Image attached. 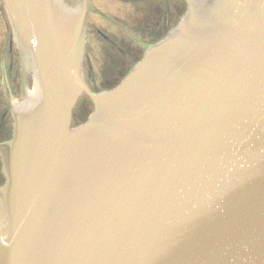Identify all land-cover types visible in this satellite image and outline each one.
I'll use <instances>...</instances> for the list:
<instances>
[{"label":"water","instance_id":"obj_1","mask_svg":"<svg viewBox=\"0 0 264 264\" xmlns=\"http://www.w3.org/2000/svg\"><path fill=\"white\" fill-rule=\"evenodd\" d=\"M78 1L3 0L20 59L0 264H264V0H186L98 94ZM84 93L95 109L72 127Z\"/></svg>","mask_w":264,"mask_h":264},{"label":"flooded vegetation","instance_id":"obj_2","mask_svg":"<svg viewBox=\"0 0 264 264\" xmlns=\"http://www.w3.org/2000/svg\"><path fill=\"white\" fill-rule=\"evenodd\" d=\"M119 5H115L116 9L122 10V14H117L111 25L107 26V29L102 27L97 29V32L103 35V38L116 45L119 50L124 53V57L120 60H115L114 68L108 73L104 72V68L110 59H102V67L100 64H96L95 59H93V46L91 47L92 36L95 35L96 30L91 29V9L88 13L87 19V46L86 55L84 60V73L86 79L89 81L94 79L96 90H104L112 88L120 83L126 75L131 71V69L136 65V63L142 59L145 51L153 44L157 43L165 36L168 35L170 30L175 26H170V17L172 16V10L169 3L165 0H137L138 3L133 0H114ZM130 5L132 7L129 13H123V4ZM140 7L142 9H140ZM173 11H174V6ZM106 11V10H105ZM107 12V11H106ZM178 12V11H177ZM184 10L181 8L178 12L179 21L183 16ZM109 13V12H108ZM175 14V12H173ZM178 24V21H177ZM107 30V31H106ZM107 32L110 34L108 35ZM142 38L149 35L152 40L146 42V40H139L138 43L141 46L137 49L136 46V35ZM141 39V38H140ZM104 43V42H103ZM138 51V53H137ZM105 55L102 53V57ZM110 58V57H109ZM99 66V69L95 70ZM106 80V82L104 81ZM99 82H105L100 83ZM109 83V84H106ZM103 85V87H100ZM101 88V89H100ZM13 135V122H12V134L7 137L8 140ZM4 141V140H3ZM1 142V141H0ZM5 182V181H4ZM3 182V183H4ZM2 182L0 185L3 184Z\"/></svg>","mask_w":264,"mask_h":264},{"label":"rangeland","instance_id":"obj_3","mask_svg":"<svg viewBox=\"0 0 264 264\" xmlns=\"http://www.w3.org/2000/svg\"><path fill=\"white\" fill-rule=\"evenodd\" d=\"M133 1L135 3L139 2L137 0ZM165 1L169 3L168 5H170L172 10V16L170 17L169 25L175 26L177 25V21L179 22V9L181 8V11H183L184 7H186V2L184 0ZM115 5H119V3H116L114 0H94L93 29L96 30V33L92 36V46L94 49L92 55L93 59H95L96 64H100L101 67L102 59H110L104 68L105 73H108L114 68L115 60H120L124 57V53H122L119 48L116 47V45H113L112 43L106 41L103 38V35L97 32V29L102 27L107 29V26L111 25L110 22H113L111 19H114V16H116L117 14H122V10L116 9ZM122 6L123 13L125 14L129 13L132 9L130 5H127L125 3ZM172 6H174V11ZM140 9L142 8L140 7ZM173 12H175V14ZM12 34L13 33L10 28L9 17L6 13L3 1L0 0V135L3 133V135L0 136V141L6 139L9 135L12 134L13 106L7 81H13L20 59L19 50ZM107 34L109 35L110 33L107 32ZM139 40H146V42H149L152 40V38L149 35H146L143 38L139 36V34L136 35L135 47H137V49L141 46V44L138 43ZM102 53L103 55H105L104 58L102 57ZM97 69H99V66L95 68V70ZM104 81L106 82V80ZM105 82H99V84H103ZM100 87H103V85H101ZM93 108L94 105L91 98L87 95L82 96L74 109L72 125L77 126L86 121L88 116L93 111ZM4 181L5 179L2 173V164L0 161V183H3Z\"/></svg>","mask_w":264,"mask_h":264},{"label":"bare ground","instance_id":"obj_4","mask_svg":"<svg viewBox=\"0 0 264 264\" xmlns=\"http://www.w3.org/2000/svg\"><path fill=\"white\" fill-rule=\"evenodd\" d=\"M3 135V133L0 135V136H2ZM13 136H14V132H13V135L8 139V140H6V139H4V141L3 140H1V142H7V141H9V140H11L12 138H13Z\"/></svg>","mask_w":264,"mask_h":264}]
</instances>
